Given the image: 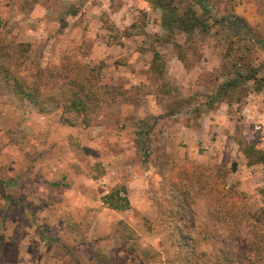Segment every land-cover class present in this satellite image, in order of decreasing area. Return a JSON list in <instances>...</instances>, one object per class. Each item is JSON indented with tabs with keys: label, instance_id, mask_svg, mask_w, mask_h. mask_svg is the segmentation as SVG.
Returning a JSON list of instances; mask_svg holds the SVG:
<instances>
[{
	"label": "rangeland",
	"instance_id": "374dc122",
	"mask_svg": "<svg viewBox=\"0 0 264 264\" xmlns=\"http://www.w3.org/2000/svg\"><path fill=\"white\" fill-rule=\"evenodd\" d=\"M148 1L0 0V45L29 44L11 60L0 49V264H264L263 166L238 143L264 150V0H174L203 23L189 33H170ZM87 65V111L61 115L68 78ZM236 74L260 89L240 79L213 100ZM16 75L36 104L10 86ZM148 99L156 114L112 111ZM69 174L102 193L121 184L132 203L112 211L83 184L70 241Z\"/></svg>",
	"mask_w": 264,
	"mask_h": 264
},
{
	"label": "trees",
	"instance_id": "16d2710c",
	"mask_svg": "<svg viewBox=\"0 0 264 264\" xmlns=\"http://www.w3.org/2000/svg\"><path fill=\"white\" fill-rule=\"evenodd\" d=\"M173 1L174 0H150L148 1L152 8L155 7L161 10V15L163 16L162 23L168 26V30H170V33H172V31H174L175 29L180 32L189 33L194 28L203 26V23L200 20L199 16H197L192 9L187 8L183 10L182 12H178L176 9V6L173 4L174 3ZM194 1L202 2V0H194ZM170 33H168L165 38V41L167 42H168L169 36H171ZM173 44L177 46L178 48H181V46L178 43H173ZM5 47H6V50H4ZM28 47H29L28 43H22V42H12L10 46L0 45V49L4 50L2 54L4 55L5 58L9 60H11L12 54H16V56L17 54L20 56H23L24 52L28 50ZM177 58L180 61L184 60L183 54L179 52L177 54ZM12 65H14V69H16L15 67L17 66V63L14 62L12 63ZM149 67H150L151 74L154 77H158V78L163 74L165 70L166 60H164L161 53L155 49L153 50ZM78 68L80 69L81 67H78ZM86 68H87L86 70L85 69L79 70L80 73L75 75V78L73 81H71L72 78H68L70 79L68 81L71 82L72 84H71L70 92L67 93L66 97L63 99L64 101L62 105L63 109H62L61 115L63 113L65 114L64 112L65 110H68L69 112L76 111V110L87 111L86 104L90 100L89 98H90V95L92 94V89H91L92 87L90 86L91 83L89 82V80L85 77V73H87L86 71H88V73L94 72L95 67L87 65ZM17 70L18 72L25 71V70L19 71V69ZM65 71H66V68H64L63 66L58 69V72H59L58 74L60 75L59 76L60 78H67L65 76ZM37 72L39 73L43 72L44 74L45 68L39 67ZM17 78H19L17 77V75L13 77V80L10 82V86L14 87L15 89H18L21 93V96H25L28 100L36 104L35 102L38 96V91L36 90L35 86H32L26 79L19 82ZM240 79L241 81L252 79L254 80L255 90L260 89V87H258V85L256 84V80L253 74L245 75V76H242L241 74H236L235 76L219 84L218 90L215 92L212 99L215 100L217 103L226 101L225 98L228 95V92H231L236 89L237 85L240 82ZM168 91H169V88L168 86H166L165 92H168ZM180 101L183 102L184 100H180ZM178 104L179 103H176V105H173L172 103V105L168 107L169 114H173L176 111H179L181 107ZM213 107H211V109ZM85 117H87V115L82 116L81 119L86 120ZM70 118H71L70 116L65 115L61 117L60 121L62 120L63 122L69 123ZM238 143H239L240 150L242 151V153L247 159V163L248 164L261 163L263 166V175H264V150L258 149L254 146V144L245 143L244 141H239ZM233 167H235V164H233ZM260 193L264 200V187L260 189ZM101 199H102V202L111 209L124 210V209H127L130 205L127 192H126V188L121 184L113 187L109 192L105 193ZM261 212L264 213V207Z\"/></svg>",
	"mask_w": 264,
	"mask_h": 264
},
{
	"label": "crops",
	"instance_id": "0c3cea01",
	"mask_svg": "<svg viewBox=\"0 0 264 264\" xmlns=\"http://www.w3.org/2000/svg\"><path fill=\"white\" fill-rule=\"evenodd\" d=\"M147 97H149V95H147ZM127 102H129V103H127ZM127 102H125V103H127L126 107H123L122 105H116V106L113 105L112 111L121 115L123 110L124 111L128 110L132 115H135L137 118H143V116H145L147 114H156V112L159 111V106L157 104H155V102H153L152 100H149V99L146 101V103L137 102L135 104H132V102L130 100H127ZM118 104H119V102H118ZM182 132H185V130L181 129L180 133H182ZM72 178H75V180H73ZM68 180L70 183V187H68V189H67V192H66L67 195L66 196L72 197V195L75 194V197L71 200V204H69V206L67 207L68 211H66V214L68 215V220L65 221L64 228L67 231L66 234H68V233H69V235L71 234L70 235V241H71L72 238L77 237L76 234L74 233V231L78 230V226L80 225L78 218L72 217V216L77 215L78 212L81 211V209L86 211V208L83 207V205L81 204V200H83L82 199V193L84 192V190H82V188L84 189L85 185H87L86 188H89V190L92 192L93 195L95 194L96 196L99 197L98 198L99 200L96 202H101L100 196L102 194H105L106 191L104 190L103 193L100 192L99 186L96 185V183H95L97 179H93V178L88 179L84 176L77 175V174H73V177H72V175L69 174ZM78 182L80 184H77ZM83 184H85V185H83ZM69 194H71V195H69ZM127 196L129 199V203L131 205L132 200L130 199V193H128ZM105 208L108 209V207H105ZM111 210L116 211V209H111ZM69 216H71L72 218ZM69 222L72 223L71 226L74 227V231H73V229L67 227V224H69ZM65 230H63V231L65 232ZM65 238L68 239V237H65ZM72 243H74V242H72Z\"/></svg>",
	"mask_w": 264,
	"mask_h": 264
}]
</instances>
